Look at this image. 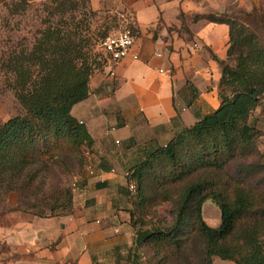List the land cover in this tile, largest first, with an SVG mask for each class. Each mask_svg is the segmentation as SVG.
Here are the masks:
<instances>
[{
	"label": "trees",
	"instance_id": "1",
	"mask_svg": "<svg viewBox=\"0 0 264 264\" xmlns=\"http://www.w3.org/2000/svg\"><path fill=\"white\" fill-rule=\"evenodd\" d=\"M18 1H7L0 10L9 13ZM81 1L84 7L75 0H49L52 7H45L30 45L25 38L12 47V39L0 43V78L16 100L14 112L20 110L0 125V203L15 194L9 209L39 218L68 216L63 213L73 207L69 178L82 172L94 140L72 110L89 98L92 76L110 63L100 52L104 40L124 26L117 14ZM99 14L106 16L102 25L95 22ZM208 19L229 27L219 108L165 146L144 149L126 177L136 184L142 215L153 205L174 201L177 206L173 224L138 231L143 239L137 249L154 252L149 264H214L216 259L264 264L262 182L247 181L264 164L229 172L235 161L259 154L256 141L262 134L251 119L264 105V13L254 9ZM210 199L220 207L218 228L203 218Z\"/></svg>",
	"mask_w": 264,
	"mask_h": 264
},
{
	"label": "crops",
	"instance_id": "2",
	"mask_svg": "<svg viewBox=\"0 0 264 264\" xmlns=\"http://www.w3.org/2000/svg\"><path fill=\"white\" fill-rule=\"evenodd\" d=\"M7 1L0 0V7ZM89 2L93 10L115 13L136 28L137 58L97 71L89 98L72 110L94 140L89 154L97 164L72 214L39 218L10 210L15 194L0 203V264H141L127 209L120 207L128 171L116 163L131 146L139 152L165 146L219 108L229 27L208 17L264 8V0ZM12 96L0 78V125L14 114Z\"/></svg>",
	"mask_w": 264,
	"mask_h": 264
},
{
	"label": "rangeland",
	"instance_id": "3",
	"mask_svg": "<svg viewBox=\"0 0 264 264\" xmlns=\"http://www.w3.org/2000/svg\"><path fill=\"white\" fill-rule=\"evenodd\" d=\"M75 1L79 3L80 7L81 6L84 7V5H82L83 1L81 0H75ZM46 6L52 7L51 4H49V0H28L26 4L24 3V0H21L18 1L16 4H14L13 8L9 13L8 12L5 13L3 10H0V37H1L0 43L2 39L6 41V39L9 38L12 39L11 40L12 43L10 44V47H12V46H16L22 38H25L28 40L27 44L30 45V42L32 41L33 33L37 30V28L41 26V21L46 17V13L44 12ZM241 11H245V10H241ZM258 11H262L264 13V8H261ZM239 12L240 11L236 12L234 15H236ZM105 17L106 16L104 14H99L95 18L96 24L102 25L103 23H105L104 20ZM109 25L111 27V30H113L116 27L114 23H110ZM100 52L101 53L103 52L102 48L100 49ZM13 99L15 100L14 97ZM18 111L20 113L19 109ZM17 112L15 111L14 114ZM251 123L255 124V126L259 128V131L262 134V136H260L256 141L259 154L247 158L246 160L235 161L233 164H231L229 167V172L232 173L233 175L237 174L238 170H240L242 166L250 165V164H254V165L264 164V105H261L253 113ZM122 153L125 158L124 159L125 162L124 161L121 162V159H119V162L116 163L118 164L117 167L121 172L130 171L143 158V151L139 152L135 150L134 146L127 148L126 151ZM91 159H92L91 165L93 170L95 171L97 169L96 168L97 164L95 162L94 157L91 156ZM85 165H86V161H85ZM111 168L112 167H109L108 169L110 170ZM93 177H95V174L91 175L89 173V169L84 167L79 175L71 176L69 178L71 185L75 189L73 194V207L72 209L64 212L63 215L72 214V212L74 211V202L76 197L81 194L82 188L85 187L86 183H88V180H90ZM53 181L57 182L58 179L54 178ZM247 181L252 184L262 182V184H260L259 186V190L261 191V193L264 194V183H263L264 170L259 171L256 175L247 179ZM135 195L136 194H132L130 192L127 183L124 186V197L126 198V200H123L120 207H122L123 209H127L129 224L132 226V228L135 231V236H136L135 239L137 241V245H139L143 237L142 234L138 233V231H142L146 228H151L152 225L161 224L162 226H169L173 224L174 216L177 211V206L174 201L165 202L157 206L153 205L147 209L145 215H142L137 206V196ZM47 214L49 215L50 213L48 212ZM141 217L144 218V221L147 224L145 228L141 227V223H140ZM203 218L206 221V223L212 228H218L222 223L220 207L212 199L207 200L203 206ZM136 253L138 255L141 264H149V259L150 257L153 256L154 252L146 247H140L137 249L136 246ZM214 264H234V263L216 259Z\"/></svg>",
	"mask_w": 264,
	"mask_h": 264
},
{
	"label": "built area",
	"instance_id": "4",
	"mask_svg": "<svg viewBox=\"0 0 264 264\" xmlns=\"http://www.w3.org/2000/svg\"><path fill=\"white\" fill-rule=\"evenodd\" d=\"M138 40V32L136 28L131 25L124 23V26L110 33L102 44V50L109 57L111 64L118 63L119 61L133 56L135 59L137 55L133 53L134 46ZM91 155L86 154V165L91 175L95 174V171L91 165ZM115 172V170H113ZM129 173L126 174V177ZM128 188L132 194H136V184L133 181L128 183Z\"/></svg>",
	"mask_w": 264,
	"mask_h": 264
}]
</instances>
